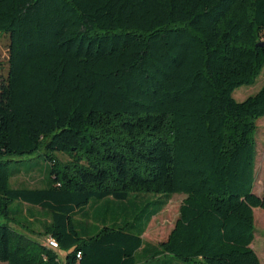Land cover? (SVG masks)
<instances>
[{
	"label": "trees",
	"instance_id": "16d2710c",
	"mask_svg": "<svg viewBox=\"0 0 264 264\" xmlns=\"http://www.w3.org/2000/svg\"><path fill=\"white\" fill-rule=\"evenodd\" d=\"M0 34L10 40L0 216L15 221L9 206L19 201L49 218L26 225L30 235L0 225V261L262 264L252 245L264 209L254 192L264 86L242 102L233 94L264 69V0H0ZM41 150L49 183L12 187L20 170L4 158ZM144 193L156 196L133 222L79 230L75 217L90 204ZM178 193L186 197L168 239L146 243Z\"/></svg>",
	"mask_w": 264,
	"mask_h": 264
},
{
	"label": "rangeland",
	"instance_id": "374dc122",
	"mask_svg": "<svg viewBox=\"0 0 264 264\" xmlns=\"http://www.w3.org/2000/svg\"><path fill=\"white\" fill-rule=\"evenodd\" d=\"M9 43L10 40L8 35L0 34V83L8 75ZM263 86L264 69L262 74L253 84H246L237 88L233 95L239 102H242L248 97L258 93ZM255 141L256 181L254 192L258 195H264V116L257 120ZM43 154L44 153L41 150L33 155H28L22 158L21 162H18L20 159L18 157L4 158L5 160L12 159L13 170H20V172L11 179L12 187L37 188L44 187L46 183H49L50 167ZM58 156H60V159L63 161L68 160V157L61 155V153H58ZM142 195L144 197L138 199L131 198L128 204L115 202L114 204L109 203L103 206V202L105 201L100 202L99 206H96L94 203L90 204L75 217L79 230L82 231V229H84L83 233H85V235H94L104 225H123L126 222H133L136 219V215L140 214L143 208H145L146 203L156 196L151 193H144ZM185 197V194H175L169 204L159 214L153 217L146 232L143 234L146 243L159 245L168 239L180 216V207ZM9 208L11 216L15 218V221L9 220L5 216H0V225L11 223L13 228L20 230L25 234H29V229L26 225H30L37 230L42 229L41 222L48 221L49 219L39 207H33L23 202L15 201L10 204ZM155 208V206L146 207L145 213H147V211L152 212ZM27 209L30 211L27 212ZM34 214L36 221H31V216ZM255 219L256 230L253 248L258 253L262 264H264V209H255ZM24 224L25 226H23ZM57 252L59 253L60 260L64 262L67 252L61 249H57ZM172 260H174V258H163L160 264H172L174 262L176 264H192L181 261L172 262ZM0 264L7 263L0 261Z\"/></svg>",
	"mask_w": 264,
	"mask_h": 264
},
{
	"label": "built area",
	"instance_id": "2783aa9c",
	"mask_svg": "<svg viewBox=\"0 0 264 264\" xmlns=\"http://www.w3.org/2000/svg\"><path fill=\"white\" fill-rule=\"evenodd\" d=\"M44 244L48 247H51V248H59V243L57 242V240L52 237V236H47L45 239H44ZM81 255L78 254V257H80Z\"/></svg>",
	"mask_w": 264,
	"mask_h": 264
},
{
	"label": "water",
	"instance_id": "95a60500",
	"mask_svg": "<svg viewBox=\"0 0 264 264\" xmlns=\"http://www.w3.org/2000/svg\"><path fill=\"white\" fill-rule=\"evenodd\" d=\"M260 46H264V41L259 43Z\"/></svg>",
	"mask_w": 264,
	"mask_h": 264
},
{
	"label": "crops",
	"instance_id": "0c3cea01",
	"mask_svg": "<svg viewBox=\"0 0 264 264\" xmlns=\"http://www.w3.org/2000/svg\"><path fill=\"white\" fill-rule=\"evenodd\" d=\"M41 240V239H40ZM253 246V245H252Z\"/></svg>",
	"mask_w": 264,
	"mask_h": 264
}]
</instances>
